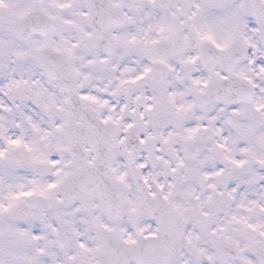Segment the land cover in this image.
Instances as JSON below:
<instances>
[{"label": "clouds", "instance_id": "1", "mask_svg": "<svg viewBox=\"0 0 264 264\" xmlns=\"http://www.w3.org/2000/svg\"><path fill=\"white\" fill-rule=\"evenodd\" d=\"M0 264H264V0H0Z\"/></svg>", "mask_w": 264, "mask_h": 264}, {"label": "snow or ice", "instance_id": "2", "mask_svg": "<svg viewBox=\"0 0 264 264\" xmlns=\"http://www.w3.org/2000/svg\"><path fill=\"white\" fill-rule=\"evenodd\" d=\"M248 43H249V46H250V47H255V46H256L255 44H252L251 42H248ZM50 187H54V185H50ZM28 194H30V193H27L26 195H28ZM33 239H39V237H38V236H33ZM125 243H127V244H134V243H135V240L132 239V238L129 236L128 239L125 241ZM79 247H80L81 249H84V250L87 251V249H85V245H84L82 242L79 244ZM40 251L43 252V249H41Z\"/></svg>", "mask_w": 264, "mask_h": 264}]
</instances>
